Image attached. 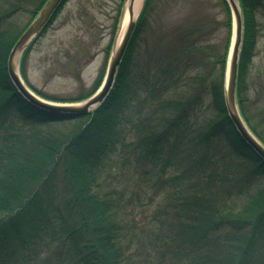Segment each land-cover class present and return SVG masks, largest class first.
Segmentation results:
<instances>
[{"label": "trees", "instance_id": "obj_1", "mask_svg": "<svg viewBox=\"0 0 264 264\" xmlns=\"http://www.w3.org/2000/svg\"><path fill=\"white\" fill-rule=\"evenodd\" d=\"M26 1L0 0V264H264V161L239 136L223 100L232 36L226 1L196 0L218 17H184L180 0H144L112 88L83 118L37 107L8 77L10 50L45 0L33 10ZM263 2L238 0L236 101L264 145V84L249 82ZM22 10L32 16L16 29L12 18ZM31 47L20 63L25 82ZM100 83L68 101L29 87L72 103ZM13 115L34 123L15 124ZM70 122L66 133L37 126ZM121 123L128 138L117 131ZM118 162L137 189L132 200L103 191L100 172ZM140 198L155 202L153 213L128 221L135 204L145 206L135 203Z\"/></svg>", "mask_w": 264, "mask_h": 264}, {"label": "rangeland", "instance_id": "obj_2", "mask_svg": "<svg viewBox=\"0 0 264 264\" xmlns=\"http://www.w3.org/2000/svg\"><path fill=\"white\" fill-rule=\"evenodd\" d=\"M41 2L43 0H27L25 4L28 9L33 10ZM125 2L126 0H67L51 25L26 55L23 65L27 85L41 95L67 101L91 93L98 79L102 81L106 73L109 51L117 37L116 27L121 7ZM179 2L184 5L180 8V10L184 9L182 12L184 17L203 13L217 16V11L210 9L211 5H208L210 11H207V8L196 3V0H180ZM162 12L170 13L168 8H164ZM255 15L256 46L249 82L256 88L261 83L264 84V2L257 8ZM31 16V12L22 10L12 18V23L16 29H20L30 21ZM173 19L177 20V17ZM139 72L140 69L132 71L131 82ZM9 118L15 124L34 123V121L26 122L14 115ZM74 123L56 126L36 124L45 133H48L51 128H59L61 132L66 133L75 128ZM117 131L126 138L132 134L123 123L118 126ZM216 145L222 149L221 144ZM223 153L232 162V167L238 175L243 177L244 173L238 163L232 161L228 152ZM100 177L104 182V192L114 190L117 192L115 197L123 194L125 200H132V195L136 196L137 189L134 182L126 181L125 176L121 174L119 162L112 167H105L100 172ZM249 185L253 191L259 188L256 183ZM124 188H126L125 191H123ZM121 191L123 192L120 193ZM152 193L153 189H150L147 195L151 196ZM159 199L155 198L154 201L157 202ZM141 202L145 203V206L138 207L135 204L134 215L128 216V221H145L144 217L153 213L155 202L147 205L149 204L147 199H142L135 203L138 205ZM127 213L131 212L127 211Z\"/></svg>", "mask_w": 264, "mask_h": 264}, {"label": "water", "instance_id": "obj_3", "mask_svg": "<svg viewBox=\"0 0 264 264\" xmlns=\"http://www.w3.org/2000/svg\"><path fill=\"white\" fill-rule=\"evenodd\" d=\"M225 1L227 2L231 12L233 30L225 74V84L223 92L224 106L227 112V116L239 136L264 161V145H262L248 130L238 111L236 102V78L237 62L242 42V17L239 6L236 5L233 0ZM62 2L63 0H47L46 3L42 6L33 21L29 24V26L25 29V31L12 47L7 59V73L11 83L14 85L16 90L25 99H27L37 107L64 114L70 117H84L94 111L104 101L105 97L109 93L113 85L116 70L122 60L139 13L134 16L136 0H126L125 4H123L120 14L117 37L124 20L126 9L129 15L128 22L119 41L116 37L112 45L106 74L99 89L89 98L79 103L55 104L39 98L26 87L19 74V65L21 58L27 48L51 20ZM143 2L144 0H142L141 6Z\"/></svg>", "mask_w": 264, "mask_h": 264}, {"label": "bare ground", "instance_id": "obj_4", "mask_svg": "<svg viewBox=\"0 0 264 264\" xmlns=\"http://www.w3.org/2000/svg\"><path fill=\"white\" fill-rule=\"evenodd\" d=\"M141 2H142V0H136L135 8H134V16H136L138 11L140 10ZM233 2L237 5V0H233ZM124 15H125L124 16V20L122 22V25H121V28H120V31H119L118 37H117L118 41H119V39L121 38V36H122V34L124 32V29L126 27V24H127L128 18H129L127 9L125 10V14Z\"/></svg>", "mask_w": 264, "mask_h": 264}]
</instances>
